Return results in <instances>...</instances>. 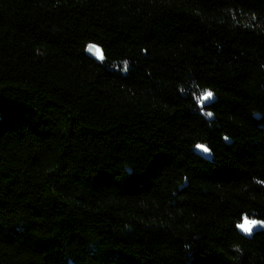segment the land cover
Returning a JSON list of instances; mask_svg holds the SVG:
<instances>
[{
    "label": "trees",
    "instance_id": "trees-1",
    "mask_svg": "<svg viewBox=\"0 0 264 264\" xmlns=\"http://www.w3.org/2000/svg\"><path fill=\"white\" fill-rule=\"evenodd\" d=\"M245 217L264 0H0V264H264Z\"/></svg>",
    "mask_w": 264,
    "mask_h": 264
},
{
    "label": "snow or ice",
    "instance_id": "snow-or-ice-1",
    "mask_svg": "<svg viewBox=\"0 0 264 264\" xmlns=\"http://www.w3.org/2000/svg\"><path fill=\"white\" fill-rule=\"evenodd\" d=\"M89 51L99 52V49L94 45H89ZM125 70H127V65H125ZM213 96L214 95L211 90H204L199 97V101L201 105H203L204 102H210ZM206 114L208 116L212 115V113L210 112ZM225 139H227V137H225ZM196 148L204 153H210V149L206 145H196ZM256 226L264 227V221L256 220V219H249L248 217H245L244 222L239 225L241 230L245 234H249V235L252 233L253 228H255Z\"/></svg>",
    "mask_w": 264,
    "mask_h": 264
},
{
    "label": "water",
    "instance_id": "water-1",
    "mask_svg": "<svg viewBox=\"0 0 264 264\" xmlns=\"http://www.w3.org/2000/svg\"><path fill=\"white\" fill-rule=\"evenodd\" d=\"M90 54V53H89ZM198 150V149H197ZM198 152L202 155V156H204L205 158H207V159H211L212 158V155H211V152L210 153H204V152H202V151H200V150H198ZM242 224V223H241ZM239 229H240V231H241V233L242 234H244V235H246V236H252L255 232H257V231H260V230H264V227H260V226H256L255 228H253V231H252V233L249 235V234H245L242 230H241V228L239 227Z\"/></svg>",
    "mask_w": 264,
    "mask_h": 264
},
{
    "label": "rangeland",
    "instance_id": "rangeland-1",
    "mask_svg": "<svg viewBox=\"0 0 264 264\" xmlns=\"http://www.w3.org/2000/svg\"><path fill=\"white\" fill-rule=\"evenodd\" d=\"M88 52H89V47H88ZM89 53L92 54L95 57H98V58L101 57V51L100 50H99V52L90 51Z\"/></svg>",
    "mask_w": 264,
    "mask_h": 264
},
{
    "label": "clouds",
    "instance_id": "clouds-1",
    "mask_svg": "<svg viewBox=\"0 0 264 264\" xmlns=\"http://www.w3.org/2000/svg\"><path fill=\"white\" fill-rule=\"evenodd\" d=\"M213 93V92H212ZM213 95H214V93H213ZM238 227H239V225H238ZM253 231V230H252Z\"/></svg>",
    "mask_w": 264,
    "mask_h": 264
}]
</instances>
